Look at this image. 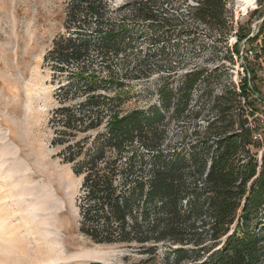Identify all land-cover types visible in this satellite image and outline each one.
Returning a JSON list of instances; mask_svg holds the SVG:
<instances>
[{
    "label": "trees",
    "instance_id": "trees-1",
    "mask_svg": "<svg viewBox=\"0 0 264 264\" xmlns=\"http://www.w3.org/2000/svg\"><path fill=\"white\" fill-rule=\"evenodd\" d=\"M115 1L66 0L65 31L45 56L59 85L52 145L82 179L80 234L150 259L162 248L164 264H264L256 75L213 100L206 69L179 76L208 48L230 51L231 0ZM258 39L264 57V18ZM156 76L157 103L123 113L124 90Z\"/></svg>",
    "mask_w": 264,
    "mask_h": 264
},
{
    "label": "rangeland",
    "instance_id": "rangeland-1",
    "mask_svg": "<svg viewBox=\"0 0 264 264\" xmlns=\"http://www.w3.org/2000/svg\"><path fill=\"white\" fill-rule=\"evenodd\" d=\"M125 2L116 0L114 6ZM239 6L238 0L228 3L230 21L234 23L231 25L239 31L234 35L232 29L228 39L230 51L223 46L208 48L200 60L189 62L179 76L195 65L206 69L210 86L207 93H212L213 100L227 88L238 92L246 68L249 69L256 75L257 87V93L250 97L257 112L250 121L264 132L261 65L248 54L254 49L253 42L237 43L240 36H248L264 18V0H256L255 8L246 13ZM65 18L66 0H0V264H34L42 260L43 246L38 240L47 225L59 234L65 255L74 256L68 264H164L162 248L157 258L150 259L135 246L95 245L79 232L82 179L78 181L71 166L58 157L62 148L52 145L55 135L49 122L52 111L58 107L55 94L59 85L45 64L55 37L65 31ZM200 30L207 33L206 29ZM180 44L186 53L193 48L186 40ZM235 46L237 53L232 51ZM157 84V76L148 82H132L123 92L127 99L121 111L126 113L157 103ZM209 99L201 101L206 116L210 115L212 105ZM263 148L264 145L257 151L259 166ZM16 149L20 151L17 160L13 155ZM10 167L17 171L3 180L4 170ZM25 167L36 171L31 182L25 179ZM6 185L16 194L19 190L25 192L23 200L10 194ZM19 208L22 211L17 212ZM23 218L33 219L31 231L25 228Z\"/></svg>",
    "mask_w": 264,
    "mask_h": 264
},
{
    "label": "bare ground",
    "instance_id": "bare-ground-1",
    "mask_svg": "<svg viewBox=\"0 0 264 264\" xmlns=\"http://www.w3.org/2000/svg\"><path fill=\"white\" fill-rule=\"evenodd\" d=\"M238 3L240 4V8L242 9V11H244L245 13L251 8L254 9L255 8V3L256 0H238ZM19 150L16 149V151L14 152V158L15 160H17L19 157ZM3 164V163H2ZM1 168V167H0ZM2 169V168H1ZM15 171H17L15 168H9L7 170H4V176H2L3 180H7L8 177L13 176L12 173H14ZM25 173V179L28 182L32 181V175H34L36 173V171L34 172V170L32 171L31 169H29L28 167H25L24 170ZM76 179L78 181H81L80 178ZM16 186L19 185L18 182H15ZM8 187V191L10 192V194H14V196L18 197L17 199L19 200H23V196L25 195V192H21L20 190L16 193H14L13 188L10 187V185H6ZM15 188V187H14ZM8 192V193H9ZM13 196V197H14ZM37 206H34V208H36ZM21 208L18 209L17 212H20ZM22 211V210H21ZM23 220L25 221V228L27 229V231H31L32 229V221L33 219H27L25 220V218H23ZM59 234L57 235V233H55L52 229L50 225H47V227L45 228V233H41L40 235V241L42 243V249H41V255L42 256V260H38L36 261V263L34 264H68L71 259L74 258V256H69V255H65L66 252H64V245L61 243V241L58 239ZM61 237V236H60ZM37 241V243L39 244V242ZM69 242V241H67ZM41 248V247H40ZM44 249V250H43ZM70 254V253H69ZM39 255V253H38ZM45 256V257H43ZM72 263V262H71ZM107 263V262H105Z\"/></svg>",
    "mask_w": 264,
    "mask_h": 264
},
{
    "label": "built area",
    "instance_id": "built-area-1",
    "mask_svg": "<svg viewBox=\"0 0 264 264\" xmlns=\"http://www.w3.org/2000/svg\"><path fill=\"white\" fill-rule=\"evenodd\" d=\"M262 22H263V19H261L260 21H258L255 24L253 31L243 41L244 43H247L248 41H250L251 39H254L256 37V35L259 33V28H257V26L261 25ZM231 24L234 25L233 22H231ZM233 28H234L233 34L234 35L238 34L239 31L237 29H235L234 26H233ZM253 43H254V49L252 51H250L248 54L259 60L260 65H261V69L259 71V73H260L259 76L264 79V57H262V55H261V39H258L257 41H253ZM246 72H247V74L245 75V78H247L249 80V84L251 86V83H250V81L252 79L251 71L246 68ZM238 92H240V89H238ZM250 120L251 119L249 118V127L254 131V134H253L254 140L259 141L262 143V145H264V132L259 131L258 128ZM263 153H264V148H263ZM261 161H262V158L260 159V164H261Z\"/></svg>",
    "mask_w": 264,
    "mask_h": 264
}]
</instances>
